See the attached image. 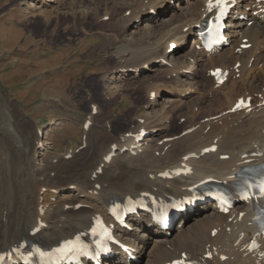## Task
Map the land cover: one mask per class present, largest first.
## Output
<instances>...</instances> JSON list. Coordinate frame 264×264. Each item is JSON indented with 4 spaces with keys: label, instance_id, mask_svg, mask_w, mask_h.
Listing matches in <instances>:
<instances>
[{
    "label": "bare ground",
    "instance_id": "obj_1",
    "mask_svg": "<svg viewBox=\"0 0 264 264\" xmlns=\"http://www.w3.org/2000/svg\"><path fill=\"white\" fill-rule=\"evenodd\" d=\"M162 1L150 0L147 5L138 1L141 2L139 3L141 6L143 5V10L140 13L131 12L126 17L123 15V19H120L121 34L127 32L129 28H137L142 39L129 54V58L132 59L131 67L122 65V62L127 61L126 53L118 58L121 59L120 62L118 61L121 66L118 67L117 73L120 74L126 68H131L134 71L133 77L128 80H133L140 76L138 73L154 66L150 71L158 72L156 78L161 77V83L164 84L157 86L158 95L164 93L181 96L185 90H191L186 86L198 87L199 82H189L195 80L194 75L192 77L189 74H177L178 71L186 70L187 65L191 63L187 59L184 60V57L180 60L177 51L194 44L195 49L190 50V53L192 59L199 64L193 66L192 73L209 70L211 72L216 68L230 71L228 81L222 86H218L214 78L211 80L215 93L220 94L224 91L222 99L217 101L215 107L209 106L210 110L204 113L207 118H203L201 122L196 121L195 118L201 119L202 114L191 115L192 131L191 129L185 131L178 138L165 136L169 124L166 121L168 119L161 117L162 112L161 121L155 118L156 114L154 117L144 115L137 117L136 120L132 119L131 126L125 127V131L118 136L109 134L110 137L108 128L103 129L105 131L103 135L98 136L94 128L88 134L87 146L82 150L81 156L72 152L67 153L72 155L70 163L63 158L56 164L46 163L42 166L37 164L36 155L44 150L37 149V142L34 145L25 144L18 135L17 142L4 141L11 147L21 149L26 173L21 181L24 184L23 188L17 190L18 208L15 207L17 211L13 209L16 213H12L11 209L8 210L0 204V251L9 252L24 241L31 244L29 231L33 233V243L48 247L57 246L64 240L87 234L92 222L100 216H106L109 206L116 201L143 198L149 202L157 200L164 203L174 199L199 196L201 192L198 189L202 187L201 182L208 179L231 181L230 177L246 166L248 161L253 163L264 161V15L261 4L257 3L258 0H239L236 8L238 17L246 16V20L233 17L229 22L232 40L228 47L234 46L230 49L225 47L221 52L209 56L202 50L196 49L200 45L199 27L209 13L208 0H190L182 14L184 18L177 20L175 17L163 23L159 36L155 38L151 36L153 26L141 28V24L144 20L153 19L148 17L146 11L150 12L149 10L154 8L159 10ZM31 7L41 8L32 3L28 8ZM237 37L239 39L236 41ZM244 39L248 40L245 44L252 45L251 48L240 49ZM171 43H176L178 48L169 59ZM166 57L171 64L169 68L164 67L163 64ZM157 62L160 63L159 66ZM230 62L233 64L230 65ZM238 63L240 67L236 70L235 65ZM238 74L239 78H236ZM115 77L113 75L111 80L114 81ZM231 79L233 83L228 86ZM165 80L167 82H164ZM259 81L261 86L256 85ZM153 93L155 92H151ZM248 97L253 98L252 112L231 113L240 98ZM166 108L165 105L163 110ZM189 114L188 111L186 117H189ZM141 120H144L143 123L140 122ZM13 126L10 125L9 128L14 130ZM149 126H152V132L147 141H137L130 136L132 134L139 136L143 130L148 131ZM165 139L167 140L164 141ZM139 143L142 145L147 143L141 154L137 155V158L141 159L139 163L134 165L123 162L122 160L135 159L129 152L132 146ZM212 146L218 147L215 153L187 159L193 154L200 156L205 149ZM115 148H118L116 157L111 162H106L107 156ZM124 148H127L126 153L122 152ZM225 156L227 159H223ZM73 164L71 170H67ZM183 165L192 167L193 173L187 177L173 174L174 170ZM110 169L114 170L110 171ZM99 170L101 174L97 173ZM53 173L55 178H52ZM167 175H171V178L165 177ZM15 182L18 184V181ZM39 185H42L41 187L50 185L56 190L76 186L73 192L77 193V196L67 198L69 202L59 204L57 207L47 208L46 205L41 204V199H45L46 194L41 193ZM13 194L16 197L17 194ZM83 198L94 206H84L86 202L82 200ZM215 204L200 200L192 208L185 205L183 210L173 217V223L176 222L181 227L187 219L191 221L179 231H177L179 227L174 228L173 232L172 229L164 230L163 224L158 225L153 222L149 213L141 212L131 217L129 223L132 222L136 228L131 231L116 228V233L131 247V256L134 260L128 254L114 251V257L105 260V264H117L120 261H125V264H140V260H143V264H167L174 260L198 264H264V237H261L258 229L253 225L256 217L253 207L237 201L235 209L228 215H223L217 211ZM79 205L83 206L78 208ZM151 208L153 211L157 210L154 204ZM38 229L39 232H36ZM153 236H155L154 243H157L155 249L146 252L142 245L137 246L138 242L146 244ZM253 243L258 244V249H251ZM134 246L140 247V251L136 250V252Z\"/></svg>",
    "mask_w": 264,
    "mask_h": 264
},
{
    "label": "rangeland",
    "instance_id": "obj_2",
    "mask_svg": "<svg viewBox=\"0 0 264 264\" xmlns=\"http://www.w3.org/2000/svg\"><path fill=\"white\" fill-rule=\"evenodd\" d=\"M138 1L142 2V0H136V2L135 0H59L55 2L0 0V204L8 210L11 209L12 213L17 211L19 199L17 190L23 188L24 184L21 181L26 173L23 152L20 148L11 147L7 143L14 140L17 142L18 136L24 140L25 144L34 145L37 142V149L43 148L44 151L36 155L37 164L42 166L46 163L56 164L63 158L70 163L72 158L67 153L72 152L74 155L81 156L82 150H85L87 146L88 134L94 128L98 136L103 135L105 128H108V135L118 136L125 131V127L131 126L132 119L136 120L137 117L144 115L154 117L156 114L155 118L158 121L162 118L168 119L166 121L169 124V130L165 136L178 138L185 131L190 129L192 131L191 115L202 114L201 119L195 118L196 121L201 122L203 118H207L204 113L210 110L209 106L215 107L217 101L222 99L224 91L220 94L215 93V88L211 86L212 78L208 76L210 70L208 73L207 71L192 73L193 66L199 64L191 57L190 50L195 49L194 44L177 51L180 60L184 57V60L191 62L186 70L178 71L177 74L196 76L195 80L189 82L198 81L200 88L196 85L186 86L191 90H185L181 96L164 93L158 95L157 86L164 84L161 83V77L156 78L158 72L150 71L154 66L144 69L143 72L138 73L140 76L133 80H128L133 77L134 71L131 68H126L120 74L117 73L118 67L121 66L119 63L121 59L118 58L126 53L127 61L122 62V65L129 67L132 60L129 54L142 39L137 28H129L123 34L119 32L122 30L120 19L129 16L131 12L140 13L143 10V5L141 6L139 4L141 2ZM149 1L143 2L147 5ZM174 1L163 0L159 10L150 9L149 11L157 12L156 16L146 11L148 17L153 19L144 20L141 28L153 26L151 36L157 38L163 23L175 17L177 20L184 18L182 14L190 0H181L179 3L176 2L177 4ZM31 3L41 8H28ZM137 6H139L138 10ZM116 36H119L120 40ZM238 39L239 37L236 41ZM129 42L132 44L128 45ZM233 46H229L228 49ZM167 59L166 57L163 62ZM157 64L159 66L160 63L157 62ZM164 67L169 68L171 64L170 66L164 64ZM113 75L116 76L114 81L111 80ZM110 81H112L111 85ZM232 83L231 79L227 85ZM256 85L261 86V81ZM151 92L157 95L152 101ZM211 93L215 94V97ZM154 102L156 103L151 105ZM94 105L97 107V113L92 115ZM165 105L167 108L163 110ZM188 111L190 114L186 117ZM161 112L162 118H160ZM91 116L94 119L92 124H94L88 130H84L83 123L85 124L84 121ZM93 119L91 118L92 121ZM10 125H15L14 130L9 128ZM84 143L86 146L83 148ZM106 147L108 148V145ZM140 160L135 157L133 160L122 161L136 165ZM72 166L74 164L67 170L70 171ZM52 178H55V173ZM15 181H18V184ZM39 186L41 193L46 194L45 199H41V204L43 202L47 208L57 207L59 204L69 202L67 198L77 196V193L73 192L76 186L59 190L50 185ZM13 193L17 194L16 197ZM85 202L86 205L89 204V201L85 200ZM89 206L94 205L90 203ZM190 221L187 220V223ZM131 224L133 228H136L132 222ZM185 225H181L177 231ZM29 232L32 238L31 243H33V233ZM154 239L155 236L146 244L138 242L137 246L142 245L146 252L152 248L155 249L157 245ZM134 249L140 251V247L134 246ZM139 262L143 264V260ZM117 264H125V261L117 262Z\"/></svg>",
    "mask_w": 264,
    "mask_h": 264
},
{
    "label": "snow or ice",
    "instance_id": "obj_3",
    "mask_svg": "<svg viewBox=\"0 0 264 264\" xmlns=\"http://www.w3.org/2000/svg\"><path fill=\"white\" fill-rule=\"evenodd\" d=\"M224 7H225V0H209V3H208V10L209 11H212L213 8H220L221 9V16H222ZM241 104H243V101L241 102ZM261 191L264 192V185H261ZM71 246H72L71 242H68L65 245V249H68ZM41 254H43V253H41ZM0 260H3V257H0ZM178 264H179V262H178Z\"/></svg>",
    "mask_w": 264,
    "mask_h": 264
}]
</instances>
